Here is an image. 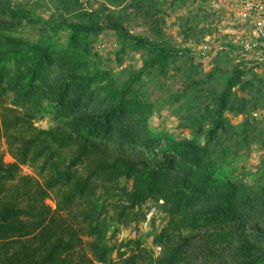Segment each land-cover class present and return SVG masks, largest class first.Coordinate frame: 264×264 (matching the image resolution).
<instances>
[{"label":"trees","instance_id":"obj_1","mask_svg":"<svg viewBox=\"0 0 264 264\" xmlns=\"http://www.w3.org/2000/svg\"><path fill=\"white\" fill-rule=\"evenodd\" d=\"M195 1L170 0L169 5L176 11ZM61 3L74 17L69 21L70 40L80 50L81 41L91 32L104 28L124 32V24L119 16L110 13L113 10L110 5L119 7L112 11L119 14L130 7L136 12L145 11L148 4L144 0H106L98 8L88 10L82 9L78 0ZM26 4L0 0V145L4 139L13 158L5 161L0 151V264L104 261L111 247L107 244V224L102 217L100 200L96 199V179L111 180L122 175L135 182L127 193L130 207L148 196L161 198L164 209L176 219L172 220L174 230L171 227L166 234L164 255L158 258L152 253L144 255L145 248L136 240L133 243L140 252L114 264L263 262L264 195L244 193L242 187L231 181L219 188L211 187L213 177L209 166L199 156L206 148L193 140L170 142L163 149L168 153L159 157L128 150L126 144L149 150L157 147L158 141L147 125L150 106L131 102L124 89L107 90V85L89 89L90 76L75 71L81 65L78 52L66 54L60 60L59 71L52 75L50 67L55 58L50 47L15 35L21 20L31 15L32 10ZM163 10V7L150 9L152 16ZM160 21L163 18L153 19V26ZM206 31L205 27L200 29V42L210 34ZM132 38L140 46L147 42L141 37ZM151 50L162 62L171 54L164 47ZM27 55L31 63L25 65V71L19 67L20 72L11 74L8 65L13 58L22 61ZM244 72L235 65L226 87L216 99L217 106L200 118L201 122L210 116L209 136L225 126L223 112L234 94L232 88L241 81ZM35 78L40 83H35ZM13 89H18L21 96L33 97L37 111L53 113L59 124L50 128L34 127L31 111L21 112L16 106L4 103L5 95ZM46 96L50 98L48 108L43 106ZM26 164L34 167L37 175H21L20 169ZM51 192L57 210L65 211L67 216L54 214L46 202ZM201 225L216 229H206L204 242L197 241L195 235ZM82 236L89 238L86 246L91 257L86 253L74 256ZM201 258L205 261H200Z\"/></svg>","mask_w":264,"mask_h":264},{"label":"rangeland","instance_id":"obj_2","mask_svg":"<svg viewBox=\"0 0 264 264\" xmlns=\"http://www.w3.org/2000/svg\"><path fill=\"white\" fill-rule=\"evenodd\" d=\"M16 1L27 3L32 12L30 17L21 20L15 35L42 47H50L51 56L55 58L50 67L52 75L59 71L60 60L66 54L78 52L77 59L81 65L75 71L90 76L89 89L103 85L108 86L107 90L124 89L131 102L140 101L150 106L147 125L158 145L149 150L126 144L128 150L159 157L168 153L163 150L168 143L193 140L206 148L199 156L209 166L213 177L211 187L219 188L231 181L242 187L244 193L264 195V79L243 69L241 81L232 88L234 94L222 115L225 126L209 136L208 129L212 127L210 116L200 122L203 114L207 115L217 106L216 99L226 87L235 65L242 69L229 52L219 53L217 60H201L197 54L202 37L199 31L203 27L208 29L205 33L209 32L216 41H228L236 29L235 19L225 0H207L205 3L196 0L176 11H172L170 0L166 3L163 0H144L148 3L145 11L136 12L130 7L119 14L112 12L119 7L110 5L113 9L110 13L119 16L124 32L113 28L91 32L81 41L82 50L70 40L69 21L74 17L64 10L62 0ZM78 1L82 9L91 10L106 0ZM151 5L164 10L152 16L150 9L154 7ZM156 18H163V21L153 26L152 20ZM103 21L107 23L105 18ZM190 28L193 31L190 32ZM132 37H141L147 42L140 46ZM99 44H104V47L99 48ZM152 47H164L171 54L162 62ZM29 56L22 61L13 58L8 65L11 74L25 71V65L31 63ZM151 60L155 62L150 63ZM19 67L23 70L18 71ZM40 81L39 78L34 79L35 83ZM191 81L195 84H190ZM97 90L102 91L101 88ZM49 101V97L43 98L45 108L49 107ZM4 103L16 106L21 112L31 111L32 124L36 128L59 124L53 113L37 111L33 97L21 96L18 89L7 92ZM0 151L4 153L5 161L13 160L4 139L1 140ZM20 174L37 175L35 168L28 164L22 165ZM96 182V199L100 200L102 217L107 224V244L111 247L107 258L95 261L96 264L120 263L129 255L139 253V248L133 243L136 240L145 248L144 255L152 253L156 258L164 255L166 234L171 227L174 230L172 220L176 219L162 206L164 200L148 196L130 207L127 193L135 185L131 177L122 175L111 180L96 179ZM46 202L55 215L67 216L65 211L57 210L53 192ZM206 229L216 230L211 226H199L195 231L197 241L204 242ZM88 239L86 236L78 239L74 256L86 253L91 257L86 246ZM200 261L205 260L201 258Z\"/></svg>","mask_w":264,"mask_h":264},{"label":"built area","instance_id":"obj_3","mask_svg":"<svg viewBox=\"0 0 264 264\" xmlns=\"http://www.w3.org/2000/svg\"><path fill=\"white\" fill-rule=\"evenodd\" d=\"M235 19L236 29L228 41H216L207 34L198 44L201 60H213L229 52L242 69L264 79V0H225ZM192 43V41H191ZM103 48L104 44H99Z\"/></svg>","mask_w":264,"mask_h":264}]
</instances>
